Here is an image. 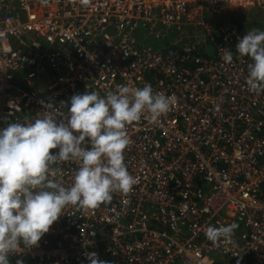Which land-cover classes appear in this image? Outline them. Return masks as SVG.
I'll return each instance as SVG.
<instances>
[{"label": "built area", "instance_id": "1", "mask_svg": "<svg viewBox=\"0 0 264 264\" xmlns=\"http://www.w3.org/2000/svg\"><path fill=\"white\" fill-rule=\"evenodd\" d=\"M255 4L264 0H0V130L45 105L67 113L87 90L148 83L176 98L155 122L146 112L126 125L132 191L67 206L9 264H89L93 252L107 264H264V93L249 91L252 61L235 51L238 8ZM55 167L67 187L79 163ZM231 223L230 242L206 238Z\"/></svg>", "mask_w": 264, "mask_h": 264}, {"label": "clouds", "instance_id": "2", "mask_svg": "<svg viewBox=\"0 0 264 264\" xmlns=\"http://www.w3.org/2000/svg\"><path fill=\"white\" fill-rule=\"evenodd\" d=\"M235 51L252 61L249 91L264 93V30L248 31ZM222 59L232 63V51L225 50ZM175 103V96L154 92L148 83L136 89L118 85L103 96L89 90L73 95L67 113L45 105L34 120L8 122L0 130V264H9V254L22 251L21 244L38 245L67 206L94 209L110 203L115 192L132 191L137 180L125 164L131 143L126 125L146 112L155 122ZM66 161L79 163L67 187L53 179L62 175L55 166ZM238 227L209 226L205 236L214 245L227 243ZM87 258L89 264H107L94 252Z\"/></svg>", "mask_w": 264, "mask_h": 264}, {"label": "rangeland", "instance_id": "3", "mask_svg": "<svg viewBox=\"0 0 264 264\" xmlns=\"http://www.w3.org/2000/svg\"><path fill=\"white\" fill-rule=\"evenodd\" d=\"M239 9L240 17H237L241 24V33L245 35L248 31L252 29H260L264 30V17H244L246 14L245 9ZM264 9V8H263ZM260 8V10L263 12L262 15L264 16V10Z\"/></svg>", "mask_w": 264, "mask_h": 264}, {"label": "crops", "instance_id": "4", "mask_svg": "<svg viewBox=\"0 0 264 264\" xmlns=\"http://www.w3.org/2000/svg\"><path fill=\"white\" fill-rule=\"evenodd\" d=\"M260 8H264V6H261L259 4H255L250 6L249 8L245 9L246 10V14L248 15H244V17H264L262 15V11L260 10Z\"/></svg>", "mask_w": 264, "mask_h": 264}]
</instances>
